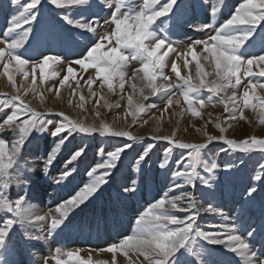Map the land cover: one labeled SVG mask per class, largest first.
<instances>
[{
    "label": "snow or ice",
    "instance_id": "obj_1",
    "mask_svg": "<svg viewBox=\"0 0 264 264\" xmlns=\"http://www.w3.org/2000/svg\"><path fill=\"white\" fill-rule=\"evenodd\" d=\"M13 6L15 15L10 21L11 26L4 33L5 39L0 41L4 47H0V64L3 67V74L7 76L12 87L15 89V81L10 73V65L15 62V70L21 73L25 80L29 77V71L26 66L31 68V83L19 89L14 94L5 95L4 100H0L3 108L9 106L13 109L11 114L7 115L0 122V133L5 130L14 134V139L9 147V142L5 138H0V211L9 214V217L0 221V250L6 249L8 238L15 225L24 228L28 225L37 226L38 222H46L51 217L48 227V234L52 235L64 224L69 214L85 204L111 179L113 170L117 167L122 153L130 150L133 142L143 139V137L133 136L127 130H113L108 124L101 123L100 126L86 125L83 121L70 119L63 112L52 113L51 109L45 112L37 111L26 102L24 96L29 92L33 95H39L43 103V94L36 87L37 69H39V79L43 83L45 80L52 79L59 75L54 70L55 65L65 64L67 74L59 80L60 87H63L70 79L75 80L77 88L80 87V79L76 77L75 65H79L84 71L89 68L96 70V77L102 81L101 88L107 85L109 91L118 85L123 93L125 82L129 79L126 68L129 60H138L141 67L133 74V78L142 81L140 88V99L134 103L133 95L127 97L129 106L133 107L131 115L133 124L137 123V117L146 110L155 108V104L146 105L143 103L149 96H156L162 101H166L165 110L169 106L179 105V98L174 89H179V96H182L188 105V110L193 116H201L197 108L205 106V100L200 98L202 91L206 90L212 99V94L219 97L225 104V112L228 113L229 119H235L237 113L243 117V109L250 108L254 112L259 109L260 123L264 124V91L257 93V88L264 90V83L257 79L253 82V77H264V32L257 39L258 26L264 29V0H243L235 6L230 18L226 19L219 28H214L215 17L223 11L215 4L210 7V16L213 23H204L199 25L197 31L214 30L215 34L210 35L205 40H193L187 46L184 55V67L189 68L192 62H195V76L191 73L182 75L177 63H171L172 72L175 73L180 83L173 84L169 81V76L165 75L167 67L166 57L170 52H176L173 47V41L170 40L168 31L171 30L169 22L174 26L177 21L178 12L180 11L179 0H143L139 11H122L126 6V0H100V3L106 7H112L115 3V11L112 12L111 18L105 19V25H114L111 31L106 32L99 37V41L87 50V54L75 61H64L60 56L43 55L42 60L29 63V60L23 58V54H17L18 50L25 46L30 33L33 29L30 25L38 21V17L43 9V0H8ZM206 2V0H205ZM50 6L55 9L64 10L70 8H88L91 7L90 0H48ZM224 7H227L225 4ZM68 25L83 30L85 34H97L99 20L94 17L85 19H72L65 14L61 17ZM163 18V19H161ZM157 22L163 25L156 30ZM97 25L94 27L93 25ZM22 25L29 27L23 28ZM22 29L21 31H17ZM200 47L198 53L196 48ZM105 48L107 50H105ZM165 51L161 54L160 49ZM259 52L260 54H257ZM190 54L191 60L187 59ZM212 66V71H205V63ZM259 68L258 72H253V66ZM137 73H142L138 76ZM213 77L212 79H208ZM247 77V86L244 87L242 95L237 94L238 85L241 84L242 78ZM81 79H83L81 77ZM167 83H164L166 82ZM96 81L89 75L84 83L88 86L91 95L92 85ZM136 84H132L133 93L136 90ZM147 89V95H145ZM231 89L230 94L228 90ZM51 91V89H49ZM76 88H72L75 92ZM225 93V95H221ZM56 94H60V89H56ZM123 98V97H122ZM80 107H83L85 97L80 95ZM99 103V101H97ZM230 105V106H229ZM2 111V109H0ZM49 115H57L61 118L60 122L54 126L50 132L53 138L58 137V143L55 144L52 151L47 155L44 162L45 171L54 165L57 155L69 138L73 134L90 136L98 133L100 136L127 138L122 146H115L114 150L107 152V158L102 163H96L88 171L87 175L91 178L90 182L80 187L74 195L65 200L55 208V215L50 210L44 215L36 211V207L26 200L25 195L18 196L14 202L9 200L7 190L10 185L20 183L15 176L9 175V170L16 164L19 156L22 154L23 146L28 140L30 134L35 130L39 133L49 131V125H53V119ZM97 115L99 113L97 112ZM148 123L147 120L144 121ZM220 128L221 133L225 131ZM18 130V132H17ZM159 131V128H157ZM66 133L64 135H61ZM18 135V138H15ZM152 140L156 143L161 141L167 142L164 153V159L160 163V168L165 169L174 150H184L187 155L181 153V158L176 160L177 169L172 172L171 185L167 191L151 203L145 211L141 212L135 220V226L131 235L124 236L119 243H113L107 251L113 253V262H115V253L119 250L128 257L129 253H134L137 260L129 257L128 264H232L230 260L222 259V250L213 246H223L228 252L239 258V264H264V245L260 251L249 243V238L257 234V230L250 225L238 224L234 222L221 208L214 206L212 203H202L197 200L194 191L184 190L190 186L193 190L197 185L211 188L216 178L218 165L216 162L209 163L203 158V151L208 145L215 140L224 141L228 148H220L221 152L239 151L242 153L260 150L264 153V138L256 136L250 139L233 140L226 139L225 136L208 135L204 143H188L173 139L172 135L154 136ZM155 143H147L143 153L139 155L136 161L137 165L145 160ZM86 146H79L78 150L70 156L69 167L71 162L77 161L85 154ZM102 158L104 149H100ZM235 165L227 163L224 167L225 175L230 174ZM99 170V174H97ZM72 171H76L72 168ZM205 173V174H202ZM70 176V172L63 170V174L57 181L60 183ZM256 181L264 182V164L260 165V171L255 176ZM27 187V181H24ZM135 187L125 186L124 192L134 194ZM179 190L178 195L170 196L169 192ZM257 191L255 187H250L246 191L248 200L254 199ZM243 203H247L244 201ZM186 205L181 207V205ZM174 210L186 213L183 218L175 214ZM243 204L241 205V214H243ZM201 213L213 214L221 218L219 225L209 224V231L202 230L197 219ZM239 219V217H237ZM42 226V225H41ZM218 229V230H217ZM239 231L246 232V236L237 234ZM259 233L264 238V217L259 225ZM25 235H29L27 232ZM34 239H45L46 237H31ZM203 241L206 243H201ZM56 255L53 259L56 264H92L91 255L84 259L79 255V251H69L66 253L67 259L60 256L61 249L55 250ZM143 257V261L139 257ZM44 264H48L45 260ZM101 264V262H97Z\"/></svg>",
    "mask_w": 264,
    "mask_h": 264
},
{
    "label": "rangeland",
    "instance_id": "obj_2",
    "mask_svg": "<svg viewBox=\"0 0 264 264\" xmlns=\"http://www.w3.org/2000/svg\"><path fill=\"white\" fill-rule=\"evenodd\" d=\"M26 2H30V0H26ZM241 2L243 0H206V2L205 0H179L180 11L176 24L173 26L169 22L171 30L168 31L169 38L174 42L173 47L176 49V52H170L166 57L165 75L169 76L171 83H180L171 69L173 61L177 63L182 75L186 76L191 73L195 76V62H192L189 68H185V57L181 54L187 51V46L191 41L205 40L215 34L214 30L197 31L199 25L213 23V18L209 14L211 5L215 4L218 8H223V11L215 17L214 28H219L220 24L230 18L235 6ZM90 4L91 7L88 8L58 10L54 6H50L48 0H43V9L38 21L30 25L33 31L30 33L28 41L25 42V46L18 50L17 54L22 53L23 58L29 60L30 64L42 60L40 54L58 55L68 62L82 58L87 54V50L99 41L101 35L114 28V25H105L103 21L110 20L112 12L115 11V3L112 7H106L100 3V0H90ZM142 4L143 0H126V6L122 11H139ZM225 4L227 7H224ZM15 14L13 6L9 4L8 0H0V41L5 39L4 33L11 26L10 21ZM65 14L72 19L94 17L99 20L97 34L95 36L91 33L85 34L83 30L68 25L61 18ZM93 26L97 27L95 24ZM26 27L29 26L22 25V29ZM161 27L163 25L157 22L156 30L159 31ZM262 32L264 29L258 26L257 33H255L257 39ZM0 47H4V44L0 43ZM105 50L107 49L105 48ZM196 50L198 53L201 51L199 46ZM164 51V48L160 49L161 54ZM257 54L260 53L257 52ZM187 59L191 60L190 54L187 55ZM204 63L205 71L211 72L212 66ZM140 67V61L129 60L126 68L129 79L125 82L123 93L118 85L114 86L112 91L108 90L106 84L101 88L102 81L96 77V70L93 68L84 71L79 65H75L76 77L80 79L79 88L71 77L63 87H60L59 80L67 74L66 65L63 63L54 66V70L59 75L45 80L43 83L40 82L39 69H37L36 87L43 94V103L39 95L29 92L24 96L26 102L37 111L45 112L46 109H51L53 114L63 112L70 119L83 121L86 125L97 127L101 123H106L113 130H127L133 136L143 137V139L133 142L132 148L122 153L111 179L88 202L74 209L55 233L48 234L51 217L46 222H38L35 227L28 225L22 228L15 225L8 238L6 249L0 250V264H44L45 260L48 261V264H56L53 257L56 255L57 248L61 249L62 259H67V252L78 250L79 255L84 259L91 255L92 264L101 262L99 260L101 258L107 260L106 263L101 262V264H128L129 257L132 260H137L134 253H129V256L126 257L123 252L118 250L115 253V262H113L114 254L107 251V248L113 243H119L124 236L132 234L135 220L140 213L145 211L156 199H159L170 187L172 172L177 169L176 160L181 158L182 152L185 156L187 155L184 150H174L167 167L161 169L160 163L164 159L165 149L168 145L164 141L156 143L152 137L172 135L173 139L188 143H204L208 135H223L226 139L233 140L250 139L253 136L264 138V124L260 123L258 108L255 112L250 108H244L243 117L237 113L235 119H229L228 113L224 110L227 101L221 102L219 97L214 94L209 100L210 94L206 90L200 94V98L205 100V106L202 109L197 108L201 112L199 117L192 115L183 97L179 96V89H174L177 92V97L174 99L179 98V105L174 104L165 110L166 101H162L159 94L149 96L143 103L146 105L155 104L156 107L141 113L136 118L137 123L133 124L131 115L133 107L128 105L127 97L132 94L134 103L141 98L142 81L132 76ZM26 70L29 71L27 80L21 73L16 72L14 61L10 65L9 71L13 75L16 85L14 89L7 76L3 74V67L0 64V100L6 98L4 94H14L17 89L23 92V88L31 83V68L26 66ZM258 71L259 68L254 65L253 72ZM89 75L96 81L92 85V92H95V96L91 95L88 86L84 83ZM137 75L141 76L142 73H137ZM252 79L253 82L258 79L260 83H264V77H253ZM247 80V77H243L241 84L238 85V96L242 95L244 87L247 86ZM133 83L137 86L135 93L132 89ZM57 88L60 89L59 95L56 94ZM72 88H76V91L72 92ZM256 91L261 93L264 90L257 88ZM230 92L231 89L228 90L229 94ZM144 94L147 95V89ZM80 95L85 97L82 102L83 107H80ZM221 95H225V93H221ZM0 109H2L0 111V122H2L13 109L10 106L3 108L2 104H0ZM48 118L54 121L53 125H49V131L39 133L34 130L23 146L22 154L16 164L9 170V175L15 176L20 183L13 182L7 190V195L9 200L14 202L18 196L26 193L27 202L36 207L38 214L44 215L51 210L53 214L59 215L55 213V208L74 195L85 183L90 182L88 171L95 167L96 163H102L103 159L107 158L108 151L127 142V138L100 136L98 133L90 136L74 133L69 141L61 146L54 165L46 172L44 162L55 144L58 143V137L53 138L50 132L61 120L57 115H49ZM145 120L148 121L147 124L144 123ZM217 124L225 129L223 133L216 126ZM64 134L66 133L61 135ZM0 138L7 139L10 147L14 134L5 130L0 133ZM15 138H18V135ZM147 143H155L156 146L145 157V160L137 165L136 161L143 153ZM82 145L86 146L85 154L81 158H77V161L71 162V167H69L70 156ZM221 147L228 148L224 141L215 140L202 153L203 158L209 163L214 161L218 165L213 186L208 188L198 184L195 190L190 186H186L184 190L194 191L197 200L205 205L210 202L221 208L234 222L255 228L257 234L249 238V243L257 251H260L264 245V238L259 233V225L264 217V182L256 181L255 176L260 171V165L264 164V153L260 150L247 153L221 152ZM102 148L104 149L103 158L100 151ZM227 163H232L235 166L230 174L225 175L224 167ZM72 168H75L76 171H72ZM63 170L69 171L70 176L58 183ZM97 174H99V170ZM202 174L205 173L202 172ZM24 181H27V187H25ZM125 186L135 187L137 190L134 194L127 193L123 191ZM250 187L257 189L253 200H248L246 195V191ZM178 194L179 190L169 192L170 196ZM244 201L247 203H243ZM242 204L243 214H241ZM185 206L181 205V207ZM174 212L180 218L186 215L178 210H174ZM6 217H9V214L0 211V221ZM197 222L201 225L202 230L209 231L211 230L208 227L209 224L219 225L222 221L220 217L213 214L201 213ZM26 232L29 235H25ZM237 234L246 236L244 231H239ZM41 236L46 238H31ZM213 247L222 250V259L230 260L232 264H239V258L223 249V246ZM139 260L143 261V257H139Z\"/></svg>",
    "mask_w": 264,
    "mask_h": 264
},
{
    "label": "bare ground",
    "instance_id": "obj_3",
    "mask_svg": "<svg viewBox=\"0 0 264 264\" xmlns=\"http://www.w3.org/2000/svg\"><path fill=\"white\" fill-rule=\"evenodd\" d=\"M100 258V257H99ZM102 263H106L107 262V260H105V259H99Z\"/></svg>",
    "mask_w": 264,
    "mask_h": 264
}]
</instances>
